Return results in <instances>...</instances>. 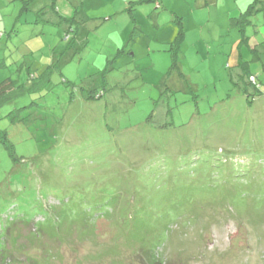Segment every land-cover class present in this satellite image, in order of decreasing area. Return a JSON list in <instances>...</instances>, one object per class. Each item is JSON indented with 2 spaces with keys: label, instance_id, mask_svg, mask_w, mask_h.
I'll return each instance as SVG.
<instances>
[{
  "label": "rangeland",
  "instance_id": "obj_1",
  "mask_svg": "<svg viewBox=\"0 0 264 264\" xmlns=\"http://www.w3.org/2000/svg\"><path fill=\"white\" fill-rule=\"evenodd\" d=\"M25 1L0 0V264H264V12L238 48L235 0H56L90 18L68 47ZM34 27L72 49L49 91Z\"/></svg>",
  "mask_w": 264,
  "mask_h": 264
},
{
  "label": "trees",
  "instance_id": "obj_2",
  "mask_svg": "<svg viewBox=\"0 0 264 264\" xmlns=\"http://www.w3.org/2000/svg\"><path fill=\"white\" fill-rule=\"evenodd\" d=\"M24 3H25V5H28L30 3V1H25ZM56 3H57L56 0L52 1L51 7L53 9L56 8ZM256 3H257L256 0H254V2L251 3L250 7L244 12L243 16L239 20H237L238 21L237 22V25H238L237 29H238V32H239L240 37H241V40L238 44L239 47L249 43L250 36L248 35L247 29L250 25H254L251 17L254 14H256L258 11H261L259 9H256V6H255ZM25 8L27 9V6H25ZM263 12H264V9H263ZM79 16H83L84 18H82V19H84V20H81V21L78 20ZM86 19L90 20L88 15L85 14L84 9L82 8V4H80V3L76 4L75 10H74V15L72 17H69V16L63 17V20H62V22H67L66 33L69 32V33L65 34V37H66L65 41H67V42L69 41L68 43L75 42V40H77L79 38V34L82 32V28H80V25H82L85 21L87 22ZM176 23L179 26V31H178L175 39L171 42V45H170V50L173 51V57H174L173 65L174 66H177L176 62H178V57L180 55L182 45H183V42L185 39V31H184L183 23L180 20H176ZM70 33H73V34L70 35ZM122 51H123V49L119 48L118 54H120ZM40 57L43 58V56H40ZM241 62H243V66H244L241 79L243 81H245L246 84L255 86L254 92L249 94V96L253 97V95L254 96L257 95L258 91L260 90L259 89L260 88L259 78L257 77L256 74H254L253 72H250L249 62H246V61H241ZM63 67H64V65H60V63L53 62V63L49 64L48 66H46V68H44L40 71L38 69H33V68H32L33 69V71H32V69L30 68L29 69L30 70V78H32V80H35L33 82V86L31 88H34V86L37 84V81H39L38 83L42 84L40 86V88L43 87V88L48 89V91H49L50 89H52L54 87V85H56V83H54V84L52 83L54 75L56 74V72H55L56 70L62 69V72L61 71L60 72L63 76H65L63 73ZM252 76L254 77V81L251 79ZM20 82L21 81L19 80V83ZM62 82L70 83V81L67 78H65V80L62 79ZM19 83H18V85L20 86L21 83L20 84ZM24 83H26V82H24ZM11 85H15V84L13 83V80L10 77L5 78L0 83V101L3 100V98H4L3 97V93H5L4 90H6V89L8 90V87H10ZM21 85H24V84H21ZM27 89H29V88H27ZM89 90H90L89 91L90 92V94H89L90 99L96 100V99H99L102 97L101 91H98L96 87L93 89L91 88ZM243 91H245L246 94L249 93L246 86L243 87ZM42 98L47 99L48 96L40 95V97H38L37 99H33V100H36V101L42 103ZM248 100H251V99H249V97H248Z\"/></svg>",
  "mask_w": 264,
  "mask_h": 264
},
{
  "label": "crops",
  "instance_id": "obj_3",
  "mask_svg": "<svg viewBox=\"0 0 264 264\" xmlns=\"http://www.w3.org/2000/svg\"><path fill=\"white\" fill-rule=\"evenodd\" d=\"M38 1H41V3L39 5H35L34 7L31 6L30 9H29V11L31 13H32V11H37L36 16H34V14L32 13L33 16H32V18L29 19V20H35L31 24L36 26L37 24H40V21H43V20L49 21L50 25L54 24V23H65V24H67V22H62V20H63V17H67L68 15L67 16L63 15V12L57 6V3H56V8L53 9L51 7V4H52L53 0L52 1H50V0H38ZM206 1L208 2L209 0H206ZM220 1L221 0H214V2H218V3ZM235 1H236V4H235V6H236L235 8L236 9L233 11V13H230V26L231 27L236 26V29H237L238 28V25H237L238 21L237 20H239L243 16L244 12L250 7L251 3H253L254 0H235ZM256 2H257L256 5H255L256 9L261 10V11H258L257 13L263 12L264 0H256ZM25 6H28V5H25ZM22 14H24V13H22ZM66 14H68V13H66ZM174 14H175V16H177L174 21L176 22V20H180L183 23L181 17H178L179 14H177V13H174ZM256 14H254L251 17V19ZM211 17H212V14H210V18H209L208 21H212ZM82 18H84V17L83 16H79L78 20H80V21L84 20ZM176 26L178 27V31H179V26H178L177 23H176ZM183 27H184V25H183ZM66 28H65V30H67ZM262 29H264V27ZM44 30H45V28L41 29V31H36L35 27L32 28L31 29L32 37L36 40L37 44L34 47H31L30 45L22 46L23 47L22 50H21L22 52L21 51L20 52L23 53V55L25 57H27L28 59L29 58H36L38 56H43V58H41L39 61L38 60H34L33 61V59H32V61H33L32 68L33 69H38L39 71L44 69V68H46V66H48L49 64H51V61H52L53 57L60 58V60H62V62L64 63V66H65L67 61L64 59V56H65L66 52H68V51L72 52V49H67L66 45L68 47H71V46L79 47L78 39L75 40V42H72V43H68L64 39V41L66 42V45L65 46L59 45L58 47L54 48V50H55L54 53H52L51 57H49L48 56V50L47 49L43 50L42 47L50 48L52 46L51 45L52 41L51 40L45 41V39H44ZM178 31H177V33H178ZM263 34H264V31H263ZM232 38H233L235 44L238 45L240 40H241L240 34H237V32H235V34L232 35ZM184 41H185V39H184ZM250 43H251V41H250ZM245 45L248 47L249 43H247ZM242 46H244V45H242ZM237 47L239 48V46H237ZM238 54H239V57L237 59L236 65L239 68H241L242 73H243V67L244 66H243V62H241V61H246V60H244L241 50L238 51ZM44 56H47V61H45V62H44V58H45ZM246 62H249V65H250V61H246ZM249 70H250V68H249ZM250 72H252V71L250 70Z\"/></svg>",
  "mask_w": 264,
  "mask_h": 264
},
{
  "label": "built area",
  "instance_id": "obj_4",
  "mask_svg": "<svg viewBox=\"0 0 264 264\" xmlns=\"http://www.w3.org/2000/svg\"><path fill=\"white\" fill-rule=\"evenodd\" d=\"M251 79L254 81V77L252 76Z\"/></svg>",
  "mask_w": 264,
  "mask_h": 264
}]
</instances>
